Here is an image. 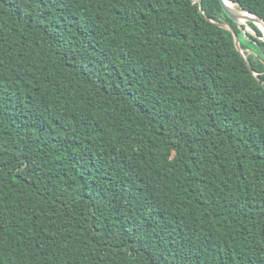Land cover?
I'll use <instances>...</instances> for the list:
<instances>
[{
    "label": "trees",
    "instance_id": "obj_1",
    "mask_svg": "<svg viewBox=\"0 0 264 264\" xmlns=\"http://www.w3.org/2000/svg\"><path fill=\"white\" fill-rule=\"evenodd\" d=\"M247 24L220 0H0V264H264Z\"/></svg>",
    "mask_w": 264,
    "mask_h": 264
},
{
    "label": "water",
    "instance_id": "obj_2",
    "mask_svg": "<svg viewBox=\"0 0 264 264\" xmlns=\"http://www.w3.org/2000/svg\"><path fill=\"white\" fill-rule=\"evenodd\" d=\"M220 2H221V5H222V7H223V10H224V12L234 21V22H236L237 23V25H238V27H239V29H240V31H241V34L243 35V36H247L246 35V32L248 31V28H247V25L248 24H246V23H242L240 20H239V17H238V15L228 6V4L226 3V1L225 0H220ZM233 2V1H232ZM235 3V2H234ZM236 5H237V7H238V9L239 10H242V11H245V12H248V13H250V14H253L254 15V17L253 18H249L248 20L249 21H252V22H254V23H256V24H258L259 25V23L260 24H263L264 25V19L262 18V17H260L259 15H257L256 13H253V12H250V11H248V10H246V9H244V8H242L239 4H237V3H235ZM200 6H201V8L203 7L202 6V2L200 1ZM218 25H220V26H222V27H225V28H228V29H230L231 31H232V33H233V36H234V40H235V44H236V46H237V48L241 51V52H243V50H242V48H241V45H240V36H239V33L237 32V30L235 29V27L231 24V23H229V22H227V21H223V22H218ZM259 27L263 30V28L259 25ZM263 32H264V30H263ZM261 39H264V36L263 37H260Z\"/></svg>",
    "mask_w": 264,
    "mask_h": 264
},
{
    "label": "bare ground",
    "instance_id": "obj_3",
    "mask_svg": "<svg viewBox=\"0 0 264 264\" xmlns=\"http://www.w3.org/2000/svg\"><path fill=\"white\" fill-rule=\"evenodd\" d=\"M226 1V3L228 4V6L238 15V17H239V20L242 22V23H246L247 22V20L249 19V18H253L254 17V15L253 14H250V13H248V12H245V11H242V10H239L238 9V7H237V5L234 3V2H232L231 0H225ZM259 25L263 28V30H264V25L263 24H260L259 23Z\"/></svg>",
    "mask_w": 264,
    "mask_h": 264
},
{
    "label": "rangeland",
    "instance_id": "obj_4",
    "mask_svg": "<svg viewBox=\"0 0 264 264\" xmlns=\"http://www.w3.org/2000/svg\"><path fill=\"white\" fill-rule=\"evenodd\" d=\"M247 21H249V20H247ZM246 24H247V22H246ZM247 28H248V31L249 32H252V33H254V31L250 28V26L249 25H247Z\"/></svg>",
    "mask_w": 264,
    "mask_h": 264
}]
</instances>
